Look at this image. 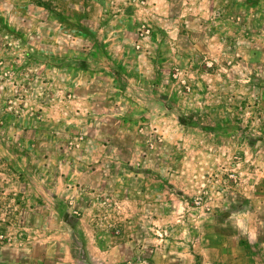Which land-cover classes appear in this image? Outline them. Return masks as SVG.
<instances>
[{
    "label": "rangeland",
    "instance_id": "374dc122",
    "mask_svg": "<svg viewBox=\"0 0 264 264\" xmlns=\"http://www.w3.org/2000/svg\"><path fill=\"white\" fill-rule=\"evenodd\" d=\"M236 247L264 261V0H0V264Z\"/></svg>",
    "mask_w": 264,
    "mask_h": 264
},
{
    "label": "crops",
    "instance_id": "0c3cea01",
    "mask_svg": "<svg viewBox=\"0 0 264 264\" xmlns=\"http://www.w3.org/2000/svg\"><path fill=\"white\" fill-rule=\"evenodd\" d=\"M220 256L221 257L217 261H214L213 264H264V261L260 259H256L257 261L247 259L248 257L246 258L244 251H241L237 247L234 252H223Z\"/></svg>",
    "mask_w": 264,
    "mask_h": 264
}]
</instances>
